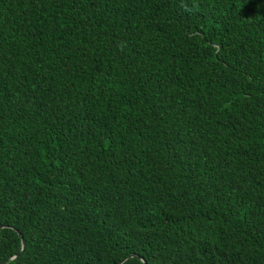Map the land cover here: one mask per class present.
Returning <instances> with one entry per match:
<instances>
[{
    "label": "trees",
    "instance_id": "trees-1",
    "mask_svg": "<svg viewBox=\"0 0 264 264\" xmlns=\"http://www.w3.org/2000/svg\"><path fill=\"white\" fill-rule=\"evenodd\" d=\"M0 264H264V0H0Z\"/></svg>",
    "mask_w": 264,
    "mask_h": 264
},
{
    "label": "water",
    "instance_id": "water-1",
    "mask_svg": "<svg viewBox=\"0 0 264 264\" xmlns=\"http://www.w3.org/2000/svg\"><path fill=\"white\" fill-rule=\"evenodd\" d=\"M21 236V238H22V235H20ZM22 244H24V241H23V239H22Z\"/></svg>",
    "mask_w": 264,
    "mask_h": 264
}]
</instances>
